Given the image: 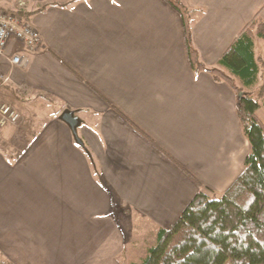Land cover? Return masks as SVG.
<instances>
[{
    "label": "crops",
    "instance_id": "0c3cea01",
    "mask_svg": "<svg viewBox=\"0 0 264 264\" xmlns=\"http://www.w3.org/2000/svg\"><path fill=\"white\" fill-rule=\"evenodd\" d=\"M183 1L210 67L257 14L264 18V0ZM0 7L42 35L26 67L0 58V103L20 112L0 127V260L119 264L198 192L222 195L243 173L250 143L236 111L240 94L192 67L181 14L167 0ZM5 52L27 49L11 39ZM66 110L81 119L83 145Z\"/></svg>",
    "mask_w": 264,
    "mask_h": 264
},
{
    "label": "trees",
    "instance_id": "16d2710c",
    "mask_svg": "<svg viewBox=\"0 0 264 264\" xmlns=\"http://www.w3.org/2000/svg\"><path fill=\"white\" fill-rule=\"evenodd\" d=\"M183 20L190 64L210 72L240 94L236 111L250 143L243 173L222 194L201 190L168 228H160L148 254L134 264H264V18L257 14L220 58L207 66L192 40L191 9L183 0H167ZM259 85V86H258ZM257 88H254L256 87Z\"/></svg>",
    "mask_w": 264,
    "mask_h": 264
},
{
    "label": "built area",
    "instance_id": "2783aa9c",
    "mask_svg": "<svg viewBox=\"0 0 264 264\" xmlns=\"http://www.w3.org/2000/svg\"><path fill=\"white\" fill-rule=\"evenodd\" d=\"M27 0H17L19 6H24ZM11 39L21 42L27 53L6 55V47ZM42 44L40 31L28 21L23 20L16 11L0 7V58L6 57L12 65L26 67L31 60L30 52ZM3 78L0 72V79ZM20 119V112L10 103H0V127L14 125Z\"/></svg>",
    "mask_w": 264,
    "mask_h": 264
},
{
    "label": "rangeland",
    "instance_id": "374dc122",
    "mask_svg": "<svg viewBox=\"0 0 264 264\" xmlns=\"http://www.w3.org/2000/svg\"><path fill=\"white\" fill-rule=\"evenodd\" d=\"M258 43L259 45H261V49H262V51L259 50V55H261L264 60V43L261 40H258ZM263 80H264V69L262 70V73L260 75V84L263 82ZM254 88H257V86ZM257 113L260 116V118L264 121V107H261L257 111ZM140 241H141V245L139 246V248L131 249L130 247H128V249L125 252L119 255L118 257V260L120 262L119 264H134L135 262L141 261L148 254V249H149V247L144 249L142 248V246L146 245V243L148 242V243H151L149 245L151 247L152 245L155 244L156 239L155 238L154 239L142 238L140 239ZM0 264H8V262L1 259Z\"/></svg>",
    "mask_w": 264,
    "mask_h": 264
},
{
    "label": "water",
    "instance_id": "95a60500",
    "mask_svg": "<svg viewBox=\"0 0 264 264\" xmlns=\"http://www.w3.org/2000/svg\"><path fill=\"white\" fill-rule=\"evenodd\" d=\"M62 118L70 125L77 142L83 145V141L79 137L78 131H77V128L80 125L81 119L72 110L64 111L62 114Z\"/></svg>",
    "mask_w": 264,
    "mask_h": 264
}]
</instances>
